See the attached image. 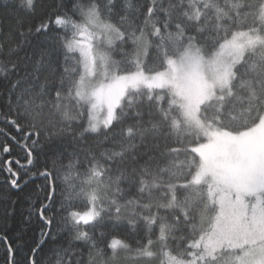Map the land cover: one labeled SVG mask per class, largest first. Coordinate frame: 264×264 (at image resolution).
<instances>
[{
    "label": "snow or ice",
    "instance_id": "obj_1",
    "mask_svg": "<svg viewBox=\"0 0 264 264\" xmlns=\"http://www.w3.org/2000/svg\"><path fill=\"white\" fill-rule=\"evenodd\" d=\"M0 153V264H264V0H2Z\"/></svg>",
    "mask_w": 264,
    "mask_h": 264
},
{
    "label": "trees",
    "instance_id": "obj_2",
    "mask_svg": "<svg viewBox=\"0 0 264 264\" xmlns=\"http://www.w3.org/2000/svg\"><path fill=\"white\" fill-rule=\"evenodd\" d=\"M0 2H2V0H0ZM4 158V154L0 153V160H2ZM4 179H5V176L3 173H0V190H3L5 188V185H4ZM15 198V197H13ZM3 208V205H0V210H2ZM19 216L17 217V222H19ZM32 228V231L33 232H38V225L37 224H33L31 226ZM32 232L29 233V235H31ZM2 256H3V249L0 248V259H2Z\"/></svg>",
    "mask_w": 264,
    "mask_h": 264
}]
</instances>
